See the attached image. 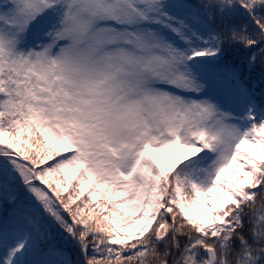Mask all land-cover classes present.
<instances>
[{"label":"snow or ice","instance_id":"snow-or-ice-1","mask_svg":"<svg viewBox=\"0 0 264 264\" xmlns=\"http://www.w3.org/2000/svg\"><path fill=\"white\" fill-rule=\"evenodd\" d=\"M0 264H264V0H0Z\"/></svg>","mask_w":264,"mask_h":264},{"label":"rangeland","instance_id":"rangeland-1","mask_svg":"<svg viewBox=\"0 0 264 264\" xmlns=\"http://www.w3.org/2000/svg\"><path fill=\"white\" fill-rule=\"evenodd\" d=\"M152 155H153V158L156 159L157 162H159L161 164L165 163L168 158H171V157H161L158 154H156L155 152H153ZM209 203H211V205L213 207H215L217 200L213 199V200L209 201ZM187 211L196 218H200L201 216L205 215L207 213V208H206L205 204L203 203V198H202V202L200 204L193 206L192 208L187 209ZM209 222H211V221H209ZM135 228H136V225H134L132 228H119L118 230L122 233L133 232L135 230Z\"/></svg>","mask_w":264,"mask_h":264}]
</instances>
